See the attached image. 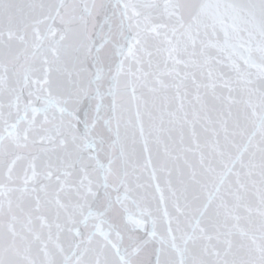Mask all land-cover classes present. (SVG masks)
Segmentation results:
<instances>
[{
	"label": "snow or ice",
	"instance_id": "obj_1",
	"mask_svg": "<svg viewBox=\"0 0 264 264\" xmlns=\"http://www.w3.org/2000/svg\"><path fill=\"white\" fill-rule=\"evenodd\" d=\"M0 264H264V0H0Z\"/></svg>",
	"mask_w": 264,
	"mask_h": 264
}]
</instances>
